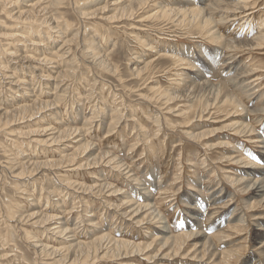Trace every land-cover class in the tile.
I'll return each instance as SVG.
<instances>
[{
  "label": "rangeland",
  "instance_id": "obj_1",
  "mask_svg": "<svg viewBox=\"0 0 264 264\" xmlns=\"http://www.w3.org/2000/svg\"><path fill=\"white\" fill-rule=\"evenodd\" d=\"M152 1L61 0L52 24L31 17L18 27L0 11V63L21 55L0 72L33 95L21 100L14 87L12 97L1 83L0 106L39 99L0 117V264H264V195L255 192L264 185V0ZM26 25V40L3 38ZM47 122L82 127L90 152L73 166L27 169L77 146L64 152L35 136ZM88 158L99 161L77 165ZM48 216L73 232L44 229ZM66 238L88 246L68 252Z\"/></svg>",
  "mask_w": 264,
  "mask_h": 264
},
{
  "label": "bare ground",
  "instance_id": "obj_2",
  "mask_svg": "<svg viewBox=\"0 0 264 264\" xmlns=\"http://www.w3.org/2000/svg\"><path fill=\"white\" fill-rule=\"evenodd\" d=\"M16 1L17 0H0V11H6V13H7V16L9 17L8 19H11L12 21H15V23H16V26L17 25H21L22 26V23L25 25V24H27L28 22H30L29 20L30 19H32L33 17H34V19L37 21V20H39L38 22H39V24L40 23H44V22H47L48 21V24H52V22H55V17H49V13H50V11H49V8H53V6H55L56 5V3L58 2V3H60V1L61 0H23L21 3V5H19V7H14L15 5H16ZM126 0H109V4H114V3H124ZM137 1H139V0H137ZM143 1H145V0H140V2H143ZM136 2V1H135ZM152 2H154V0L152 1ZM215 2V1H214ZM187 5H189L188 3H187ZM245 5V4H244ZM127 5H124L123 6V8L124 7H126ZM139 6V5H138ZM188 7V8H187ZM113 8V7H112ZM239 9L241 8V9H244V11H247L249 8H247V6H239L238 7ZM138 9V8H137ZM136 9V10H137ZM203 9H200L199 7L198 8H195V7H190V6H185V8H182L180 11H183V12H185L186 13V11H191V12H193V11H196L195 12V14H199L201 11H202ZM206 10V9H205ZM179 11V10H178ZM204 12V11H203ZM1 13V12H0ZM156 13V12H155ZM176 13H179V12H176ZM181 13V12H180ZM1 14H3V13H1ZM136 14V13H135ZM134 14V15H135ZM161 14H163V13H161ZM5 15V14H4ZM135 16H137V15H135ZM5 17V16H4ZM32 17V18H31ZM6 19H7V17H6ZM205 19V18H204ZM207 19V18H206ZM207 21V20H206ZM206 21H204V22H206ZM29 24V23H28ZM15 26V27H16ZM66 26V25H65ZM18 27V26H17ZM27 27H29V25H26V26H24V29L23 30H20V31H18V33L16 32L17 30H15V32L13 31V30H11V31H13L12 33H9V31L6 33V34H4L3 35V38L4 37H7V38H12V37H15L16 39L18 38V37H20V38H22V40H26V38H27V36L29 35H26V36H24L23 34L25 33V32H27L25 29L27 28ZM54 27H57V25H55V23H54V25L52 26L51 25V27L50 28H53V29H56V28H54ZM212 27V26H211ZM57 29H58V27H57ZM142 29V28H141ZM210 29V28H209ZM60 31V30H59ZM211 31H212V29H211ZM214 31V30H213ZM261 32V31H260ZM56 33H57V31H56ZM208 34H210V33H208ZM59 35V34H58ZM57 35V36H58ZM262 35H264V33L262 34ZM49 36V35H48ZM51 36V35H50ZM57 36H55V37H57ZM261 36V35H260ZM137 39H140L141 40V38L139 37H137ZM18 41L20 40V39H17ZM17 40H15V41H17ZM30 40H33V39H30ZM37 41V40H36ZM36 41H35V43L34 44H38L39 42H37L36 43ZM30 43V42H29ZM21 44V43H20ZM15 45H19V44H15ZM149 47V46H148ZM19 48V47H18ZM23 49V48H22ZM14 52H16V51H14ZM86 53V52H85ZM12 54H14L12 51H10L9 50V52H8V55H11L12 56ZM25 55V54H24ZM24 55H23V57H24ZM95 56V55H94ZM20 57H21V55H17V56H14L13 55V57H11V60L9 61V62H6L7 64L8 63H10L11 61H13V63H14V61H18V59H19V61L21 60L20 59ZM27 58V57H26ZM31 58V57H30ZM9 59V58H8ZM22 59H24V58H22ZM28 59V58H27ZM25 61H26V59H24ZM23 60V61H24ZM32 60H35V59H32ZM31 60V61H32ZM37 60V59H36ZM46 61H47V59H38L37 60V62H35V63H38L39 65L40 64H43L44 62L46 63ZM182 61V60H181ZM51 62V61H50ZM104 62V61H103ZM102 62V63H103ZM149 62V61H148ZM29 63V62H28ZM140 62L139 61H137L136 60V65L137 64H139ZM7 64H1L0 63V70H2V68H5V66L7 65ZM50 64V63H49ZM144 64V66L146 65V63L144 62L143 63ZM9 65V64H8ZM34 65V64H33ZM39 65H37V66H39ZM95 65V64H94ZM134 66V68H133V70L136 72V73H138L139 72V70H142V69H140L139 68V66ZM31 66V65H30ZM35 66V65H34ZM45 67V66H44ZM8 68H9V66H8ZM32 68H34L33 66H32ZM38 68V67H37ZM39 68H40V66H39ZM7 69V68H6ZM35 69V68H34ZM46 69V68H45ZM4 70V69H3ZM1 73V72H0ZM13 73V72H12ZM38 73V72H37ZM177 73V72H176ZM11 73H10V70L7 72V73H1L0 75V84L1 83H6L7 84V89L14 95V96H12V97H16L17 96V93H19V92H17V90H14L13 88L14 87H18V85H20V83L18 82V80H16L15 79V77L14 76H11L10 75ZM36 74V73H35ZM41 74V73H40ZM58 74V73H57ZM191 74H192V72H191ZM178 75V74H177ZM195 75V74H194ZM38 76V75H37ZM42 76V75H41ZM41 76H39V77H41ZM46 77V76H45ZM96 77V76H95ZM52 78V77H51ZM22 81V80H21ZM20 81V82H21ZM18 84V85H17ZM21 84H23V83H21ZM46 85V84H45ZM4 86H5V84H4ZM24 86V85H23ZM23 86H19L18 88L20 89V93H19V97H21V100L22 99H32L33 98V95L31 94L32 93V91L28 88V86L27 87H23ZM240 86V85H239ZM6 87V86H5ZM1 89V88H0ZM2 89L3 90H5L4 88H3V85H2ZM11 89H13V90H11ZM41 90V89H40ZM44 90V89H43ZM46 91V90H45ZM41 93V92H40ZM35 94V93H34ZM44 94V93H43ZM1 95V94H0ZM11 97V96H10ZM18 96L16 97V98H19ZM59 98V97H58ZM1 99V98H0ZM6 100V99H5ZM5 100H2V101H4L5 102ZM8 100H12V99H8ZM17 101L16 99H13L12 100V102L13 101ZM55 100H57V99H55ZM38 101H39V99L38 98H35V99H33V101H32V103L31 104H26L25 102V104H22L21 103V105H18V103H16V105H14L13 106V108L12 109H7V110H4V109H6V107L4 108V109H2V107L0 106V117L3 115V117H6L7 115H12V113H19V112H22L23 114H25V111H27V110H29V108H31V107H33L34 105H36L37 103H38ZM7 102V101H6ZM11 102V103H12ZM19 102V101H18ZM7 103H9V102H7ZM15 103V102H14ZM28 103V102H27ZM40 103V102H39ZM43 104H45L44 106H43V108L46 106V107H52L53 106V102L51 101V102H47V101H45V102H42ZM3 104V103H2ZM41 104V103H40ZM57 104V103H56ZM10 105V104H9ZM7 106V105H6ZM8 107V106H7ZM12 107V106H11ZM45 107V108H46ZM44 108V109H45ZM54 108V107H53ZM48 110V109H47ZM32 111V110H31ZM40 112V111H39ZM42 112V111H41ZM6 115V116H5ZM50 115V114H49ZM44 116V115H43ZM25 118V117H28V115L27 116H22V118ZM32 116L31 115H29V117L28 118H25V119H30ZM37 117V116H36ZM39 117V116H38ZM50 117H53V116H50ZM58 118H59V116H57ZM56 117V118H57ZM56 118H54V119H56ZM57 118V119H58ZM41 119V118H40ZM53 119V120H54ZM57 119L55 120V122L57 123L58 121H57ZM59 120V119H58ZM61 120V119H60ZM26 121V120H25ZM43 121V120H42ZM63 121V120H62ZM62 121H60L61 123H62ZM65 121V120H64ZM63 121V122H64ZM60 122H58L59 124H60ZM48 123V122H47ZM46 123V126H41V128H40V130H36L35 132H34V135L36 136V135H42V138L44 137L45 139H42L43 140V142L45 141V142H49L50 143V145L52 146V145H59L60 147L59 148H61L63 151L64 150H66L67 148L66 147H72V149L75 147V145H72L73 143H75L77 146L74 148V150L72 151L71 149H69V150H71L72 152H66L65 154L64 153H61V154H64V156H61L62 157V159H59V160H53L52 159V161H47L46 159V161H38V162H33V160H31L32 162H28V163H26V166L25 167H27V165L29 166V167H31V165L32 166H34V167H37V166H39V167H43V165L44 164H47V165H51V166H56V167H58L59 165H61V164H63L65 161L67 162V161H69L70 162V164H65L64 163V165H62V166H69V165H72L73 166V161L74 160H76L78 157H83V156H85L88 152H90V150H91V148L93 147V142L91 143V142H89L90 140L88 139V141L87 140H84V134L82 133L83 131V129H82V127H65V128H63V129H59V128H56V127H54L53 125H49V123L47 124ZM57 123V124H58ZM101 123V122H100ZM63 124V123H62ZM61 124V125H62ZM66 124V123H65ZM97 125H98V123H97ZM66 126V125H65ZM110 126V125H109ZM39 128V127H38ZM37 129V128H36ZM97 129V128H96ZM41 137V136H40ZM31 138V137H30ZM85 139H86V137H85ZM38 141H40V139L38 140ZM42 143V142H41ZM47 144V143H46ZM39 145V144H38ZM57 147V146H56ZM55 148V147H54ZM264 148V147H263ZM52 149V148H51ZM56 149V148H55ZM61 149H60V152H61ZM79 149H82L83 151L81 152V153H79ZM68 151V150H67ZM65 152V151H64ZM60 154V155H61ZM90 155H92L91 153H90ZM104 155V154H103ZM262 155H263V162H264V149L262 150ZM101 156V155H100ZM60 157V158H61ZM87 157H89V156H86V158ZM106 157V156H105ZM50 159V158H49ZM106 159V158H105ZM100 160H101V158H100ZM114 160H115V157L113 156H110L109 157V159L107 158V160L106 161H113L114 162ZM99 161V160H98ZM98 161H94L93 160V158H88L87 159V162H85L84 164H77V165H79V166H82V165H85V166H88V167H92V165H95ZM63 162V163H62ZM104 163H106L105 162V160L103 161ZM75 163V162H74ZM112 163V162H111ZM101 164V163H100ZM46 165V166H47ZM75 165V164H74ZM118 169H119V167L121 166L120 164H118L117 163V161L115 162V164H114ZM264 165V164H263ZM23 166V167H24ZM114 166V167H115ZM22 167V168H23ZM24 167V168H25ZM77 167V166H76ZM113 167V166H112ZM247 168H248V166H246ZM261 167L264 169V166H262L261 165ZM20 168H21V166H20ZM24 168H23V170H24ZM32 168V167H31ZM55 168V167H54ZM78 168V167H77ZM82 168H84V167H82ZM87 168V167H86ZM13 169V168H12ZM27 169H28V167H27ZM26 169V170H27ZM32 169H34V168H32ZM39 169V168H38ZM38 169H36V171H38ZM121 169V168H120ZM249 169V168H248ZM31 170V169H30ZM64 170V169H63ZM35 171V170H34ZM30 172H32V170L30 171ZM37 174V173H36ZM14 175V174H13ZM92 175H95V174H92ZM127 175V174H126ZM125 175V176H126ZM90 177H91V175H90ZM131 177V176H130ZM92 178V177H91ZM96 178V177H95ZM94 178V179H95ZM101 179V178H100ZM247 180V179H246ZM72 181V180H71ZM97 181H98V179H97ZM74 182V181H73ZM67 183V182H66ZM79 183H81V182H79ZM258 183V182H257ZM256 183V184H257ZM68 186H71V185H73V187H75L74 185L76 184V185H78V183H72V182H69V180H68ZM67 184H65V185H67ZM60 185V184H59ZM103 185V184H102ZM102 185H99V184H95V185H91V186H89V185H87V187H85L86 189H96L97 191L99 190V188H101L102 187ZM255 185V184H254ZM79 186V185H78ZM104 186V185H103ZM252 186V185H251ZM73 187H72V189H73ZM80 187V186H79ZM83 187V186H82ZM109 187V186H108ZM76 188V187H75ZM105 188H107V187H105ZM104 189V188H103ZM142 189V188H141ZM74 190V189H73ZM76 190H79V188H77ZM80 190H82V189H80ZM88 190V191H89ZM95 190V191H96ZM102 190V189H101ZM110 190V189H109ZM88 191H85V192H88ZM105 191V190H104ZM113 191V190H112ZM79 192V191H78ZM84 192V191H83ZM255 192L257 193V195L259 194V195H264V185H262V184H259L258 186H257V188H256V190H255ZM254 195V194H253ZM143 196V195H142ZM146 196L148 197V195L146 194ZM263 198H264V196H263ZM214 199L215 198H213L212 199V201L214 202ZM215 201H216V199H215ZM262 201V200H261ZM263 201H264V199H263ZM148 205V204H147ZM34 213V212H33ZM38 213V212H37ZM29 215V214H28ZM31 215H32V213H31ZM38 215H39V213H38ZM38 215H36V216H38ZM40 215H42L43 216V214H41L40 213ZM194 215V214H193ZM35 216V215H34ZM31 217H33V216H31ZM41 217V216H40ZM40 217L38 216V218L40 219ZM45 217H47V216H45ZM44 217V218H45ZM52 217H54V216H48V218H45L46 220L44 221H42V222H44L43 224H44V226H43V228L44 229H46V230H49V231H51V233L52 234H54V235H56V236H61V235H68V233L70 232V231H72V228H71V230L69 229L70 227L68 226V225H66L65 224V222H57L56 221V218H52ZM232 217V216H231ZM235 217V216H234ZM26 218V217H25ZM51 218V219H50ZM19 219V218H18ZM196 219V218H195ZM22 220V219H21ZM24 220V219H23ZM28 220V219H27ZM26 220V221H27ZM32 220L33 219H31V223H32ZM41 220H42V218L40 219V222H41ZM34 221V220H33ZM36 221V220H35ZM23 222H25V221H23ZM28 223H30V221H28ZM25 224V223H24ZM40 224V223H39ZM36 225V224H35ZM41 226V225H40ZM257 230L259 231V234L261 235L260 236V238H263L264 237V228L262 227V228H257ZM159 231L161 232V233H167V231H166V229H165V226L164 225H162L160 228H159ZM73 232V231H72ZM49 234V233H48ZM74 235V234H73ZM194 235V234H193ZM199 234H198V232H197V234L196 235H194L193 236V238H195V237H197ZM29 236V235H28ZM31 237V236H30ZM75 238V237H74ZM98 239V238H97ZM94 240V239H93ZM75 241V240H74ZM72 239H68V238H66L65 239V243L66 242H68V244H67V246H65V250H68V252H70V249H77V248H85L86 246H88V244H86V243H83V242H80V241H77L76 243L74 242ZM95 241V240H94ZM98 241V240H97ZM260 242H262V240L260 241ZM92 243V242H91ZM34 246H35V244H34ZM40 246H41V248H40V250H42V249H44V246L43 245H41L40 244ZM51 246V245H50ZM85 246V247H84ZM37 247V246H36ZM47 247H45V250H47L46 249ZM53 248V247H52ZM87 248V247H86ZM59 250H61V249H49V250H47V251H50L51 253H57V252H60ZM46 251V252H47ZM78 252H80V251H78ZM62 253V252H61ZM250 253V252H249ZM55 255V254H54ZM70 255H71V253H70ZM60 256H61V254H60ZM73 256V255H72ZM79 256V255H78ZM147 257H149V256H147ZM166 257H168V256H166ZM195 257H198V255L197 256H195ZM60 257H58V259H59ZM161 258H163V257H161ZM203 258V257H202ZM60 259H62L63 261H64V264H75V262H79V263H81V264H83L84 262H85V260L87 259V257L85 256L84 258L82 257V258H80V257H73L72 259L70 258V257H68V256H62ZM169 259V258H168ZM158 260V259H157ZM196 260V259H195ZM205 260V259H204ZM197 262H201L202 260H200V261H198V260H196ZM214 261H216V260H214ZM198 264V263H197ZM204 264H206V263H204Z\"/></svg>",
  "mask_w": 264,
  "mask_h": 264
}]
</instances>
